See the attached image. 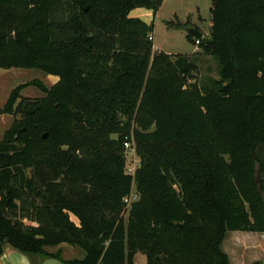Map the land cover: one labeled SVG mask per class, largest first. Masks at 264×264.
I'll use <instances>...</instances> for the list:
<instances>
[{
    "label": "trees",
    "instance_id": "trees-1",
    "mask_svg": "<svg viewBox=\"0 0 264 264\" xmlns=\"http://www.w3.org/2000/svg\"><path fill=\"white\" fill-rule=\"evenodd\" d=\"M161 2L0 0V68L58 76L0 107L20 115L0 139V256L230 264L227 231L264 232V0H211V41L188 30L219 63L207 89L190 54L153 50V23L129 16ZM61 243L82 256L45 249Z\"/></svg>",
    "mask_w": 264,
    "mask_h": 264
},
{
    "label": "rangeland",
    "instance_id": "rangeland-1",
    "mask_svg": "<svg viewBox=\"0 0 264 264\" xmlns=\"http://www.w3.org/2000/svg\"><path fill=\"white\" fill-rule=\"evenodd\" d=\"M210 7L211 0H162L155 15H153L151 9L145 7L134 9L131 13V15H137L136 17L146 23H153V29L150 32L153 50L174 54H190L189 58L195 61L198 68L197 71L194 72L195 80L203 89L212 88V80L219 78V63L215 57L204 54L198 45L186 37V34L190 27H197L204 35L210 33ZM55 78H57V76L46 74L44 71L36 68H0V107L3 106L10 91L18 84L28 82L32 79H38L49 86L55 82ZM20 95L33 99L43 96V93L37 87L28 85L22 88ZM14 118H20V115L6 113L5 117L0 118V139L2 138L3 132L8 129ZM125 152L126 170L133 173L139 164V158L133 146L127 147ZM130 198H137V193L134 188H132ZM20 216L24 223H34L25 219L23 214ZM261 240L264 241V237ZM62 244L68 246L66 243ZM232 244L231 241L227 242V246L231 249ZM243 244L242 242V245ZM258 244L259 247L261 246L260 249L264 251V244H262V242L260 243V241ZM4 246V249H8L9 247L8 244ZM247 247L251 246L246 245V248ZM74 248L75 249H69L68 251H63L60 248L62 256L69 259L79 257L83 254L81 249L77 247ZM47 249H52L54 251L52 247H47ZM39 258L42 259L41 256ZM46 263L61 264L56 259L46 260ZM134 264H145L144 254L138 252L135 256Z\"/></svg>",
    "mask_w": 264,
    "mask_h": 264
},
{
    "label": "crops",
    "instance_id": "crops-1",
    "mask_svg": "<svg viewBox=\"0 0 264 264\" xmlns=\"http://www.w3.org/2000/svg\"><path fill=\"white\" fill-rule=\"evenodd\" d=\"M138 8H141V7H136L134 9H138ZM134 9H132L129 12L130 17L137 16V15H131ZM202 34L204 35L203 32ZM204 36H209V34H206ZM57 79H58V76L57 78H55L54 81L56 82ZM5 114L6 113L0 114V118L5 117ZM263 237H264V232L239 231V230L227 231L225 233V236L220 246H221V249L227 254L230 264H252L253 262L264 264V251L260 249L261 246L260 247L258 246L259 241L260 243L262 242V244H264L263 243L264 241L261 240ZM228 241H231L233 243L232 249L227 246ZM242 242L244 243L243 245H242ZM64 245L65 244L61 243L56 246H46L45 249L48 252H54V251H57V249L60 250V248L63 251L64 250L68 251L69 249H75L74 246H71L69 244L68 246H64ZM246 245H249L251 247L246 248ZM8 246H9L8 249L3 248V254L0 256V264H47L46 260L54 259V258H45L37 253H20L19 251L11 247L9 244ZM47 247L54 248V251L52 249H47ZM137 253L138 252L134 254L133 262H135V256ZM40 256L42 257V259L39 258ZM81 256L82 255H80L79 257ZM79 257H76V258H79ZM145 264H146V257H145Z\"/></svg>",
    "mask_w": 264,
    "mask_h": 264
},
{
    "label": "water",
    "instance_id": "water-1",
    "mask_svg": "<svg viewBox=\"0 0 264 264\" xmlns=\"http://www.w3.org/2000/svg\"><path fill=\"white\" fill-rule=\"evenodd\" d=\"M189 31L192 33V35H193V37L195 38V39H202L203 41H205V42H210L211 41V38L210 37H208V36H204L203 34H202V32L199 30V29H197V28H195V27H190L189 28ZM38 107V106H37ZM28 110L30 111V112H32L33 111V107L32 106H29L28 107ZM46 136V133L44 132V133H42V137L44 138ZM258 181V179L256 178V182Z\"/></svg>",
    "mask_w": 264,
    "mask_h": 264
},
{
    "label": "built area",
    "instance_id": "built-area-1",
    "mask_svg": "<svg viewBox=\"0 0 264 264\" xmlns=\"http://www.w3.org/2000/svg\"><path fill=\"white\" fill-rule=\"evenodd\" d=\"M149 38H151V35H149ZM195 42L198 43V42H199V39H195ZM129 146H132L130 142H125V143H124V147H125V149H127V147H129ZM130 195H131V194H130ZM130 200H132V199L130 198V196L126 198V201H130Z\"/></svg>",
    "mask_w": 264,
    "mask_h": 264
}]
</instances>
